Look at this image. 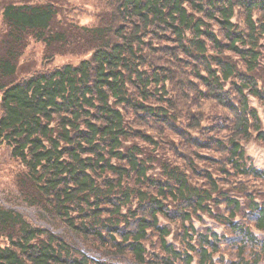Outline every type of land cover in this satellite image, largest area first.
Wrapping results in <instances>:
<instances>
[{
  "label": "trees",
  "instance_id": "trees-1",
  "mask_svg": "<svg viewBox=\"0 0 264 264\" xmlns=\"http://www.w3.org/2000/svg\"><path fill=\"white\" fill-rule=\"evenodd\" d=\"M99 1H0V264H264V0Z\"/></svg>",
  "mask_w": 264,
  "mask_h": 264
},
{
  "label": "rangeland",
  "instance_id": "rangeland-1",
  "mask_svg": "<svg viewBox=\"0 0 264 264\" xmlns=\"http://www.w3.org/2000/svg\"><path fill=\"white\" fill-rule=\"evenodd\" d=\"M34 1H37V0H34ZM59 2L63 5L65 10L69 11L70 8H75V10L72 12L73 15H71L72 16L71 19H74V21H76L80 25L92 26L95 23H97L99 16L104 14L101 3H98L100 2L99 0H59ZM3 27L4 26H3V21H2V15L0 14V33L3 31ZM44 52H45L44 44L32 42L30 44V47L27 49L25 55L21 59V64L23 68L25 70H27L28 67H33L32 69H35V70L46 69V68L61 66L69 62L77 61V58H78V57L77 58L72 57L70 55L56 56L51 62L49 61L48 63H44L45 62ZM255 105L258 106L257 108L259 109V112L261 113L263 120H264V107L259 106L257 102H255ZM206 108L219 111V112L225 111L222 108L217 109L214 106H206L200 109L199 113L203 115V113L206 112ZM246 149H247V153L250 159H252L258 167L264 169V144H261L257 141H250L249 143L246 144ZM3 157H4V154L2 151H0V169H1L0 170V181H3L4 183L7 184L8 181L11 182L12 180V171L10 167H13V162L3 165L2 164ZM14 196H19V195H14ZM1 200L2 199L0 198V201ZM14 208L18 209L19 211L21 210L32 221L39 220V217L37 215L38 213H36V211H34L33 209H29L28 207L23 206V205H17ZM202 221L203 220L201 218H198V217L193 218V224L195 226L199 225ZM208 223H210V220ZM177 224L178 222L172 223V227L174 228V230L178 229ZM59 230L60 232H62L61 229ZM221 230L226 232L225 228H222ZM241 242H243L241 239L239 240V242H237V240H233L231 241L229 246H227L226 248L225 247L223 248L222 257H224V260L226 262L228 261L227 264H232L230 262V257H228L230 253L229 250L232 248L233 253H234L233 258L235 259L237 257L236 255L237 251L235 252V248H239ZM152 243L154 244V246H150L151 250H157L158 244H156L154 241H152ZM94 252L98 256L102 255V252L98 251L97 249H94ZM230 256H232V254Z\"/></svg>",
  "mask_w": 264,
  "mask_h": 264
}]
</instances>
